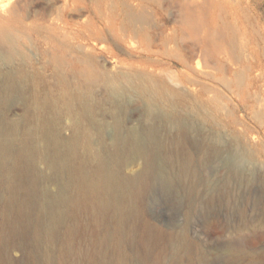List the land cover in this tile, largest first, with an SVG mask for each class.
Returning a JSON list of instances; mask_svg holds the SVG:
<instances>
[{
	"label": "rangeland",
	"instance_id": "obj_1",
	"mask_svg": "<svg viewBox=\"0 0 264 264\" xmlns=\"http://www.w3.org/2000/svg\"><path fill=\"white\" fill-rule=\"evenodd\" d=\"M21 13L27 15L21 30L29 58L24 63L17 56L16 68L32 76L25 87L30 100L60 97L58 66L71 84L84 86L90 72L98 81L110 74L125 81L123 72L145 67L186 95L172 97L173 111L165 101L156 112H174L189 127L178 136L175 124L157 123L158 133L149 138L157 121L143 114V99L124 93L121 103L132 117L125 130L136 127L151 150L162 140L172 160L155 154L138 214L123 226L120 244L97 243L103 230L83 212L72 254L44 259L46 244L28 245L12 248L8 264H121L123 258V264H264V226L252 225L264 220V0H6L0 22ZM140 15L144 20H134ZM198 62L212 64L203 69L213 75L203 78L214 103L209 111L200 107L199 86L184 83L199 79ZM102 88L95 83L89 100L109 120L112 103ZM20 97L6 108L11 118L23 113ZM58 128L69 135L65 114ZM113 130L105 129L108 142ZM185 152L190 165L182 169ZM135 161L126 173L144 169L142 158Z\"/></svg>",
	"mask_w": 264,
	"mask_h": 264
},
{
	"label": "bare ground",
	"instance_id": "obj_2",
	"mask_svg": "<svg viewBox=\"0 0 264 264\" xmlns=\"http://www.w3.org/2000/svg\"><path fill=\"white\" fill-rule=\"evenodd\" d=\"M5 1L0 0V7ZM26 18L27 15L21 13L0 22V219L3 221L0 226V264H8L12 248L24 251L28 245L46 244L44 259L54 253L57 257L60 252L61 256L72 254L75 251L73 237L83 212L91 216L96 228L103 230L97 243L120 244L119 233L123 226L138 214L137 204L148 184L146 169L153 163L155 154L162 152L167 161L172 160V154L163 152L162 140L157 141L155 150H151L143 144L144 137L136 127L125 130L132 117L128 115L126 105L121 103L124 93L131 92L143 99V114L157 121L149 128V138L158 133L157 125L161 123L175 124L178 136L186 132L188 126L185 120H176L174 112L159 114L155 110L160 102L167 101L173 111L177 107L174 99L186 97L183 89L173 88L165 80L157 79L145 67L123 72L125 81L114 74L98 81L90 72L87 87L71 84L69 75L58 66L60 97L47 94L30 100L25 87L32 76L16 68L17 56L24 63L29 58L21 30L26 25ZM134 20H144V16ZM184 64L189 73L195 74L189 62ZM211 66L208 62L205 65L198 62L196 74L199 79L184 81L199 86L200 107L208 111L214 103L204 80L213 75L204 70ZM134 78L140 81H133ZM92 82L101 84L107 100L112 103L109 120L98 115L89 100L94 93ZM17 93L22 96L19 100L23 113L11 118L10 109L6 108ZM59 102L63 105L59 106ZM62 114L70 122L67 136L58 128ZM209 114L207 112L205 117ZM108 125L114 127L110 142L105 140L104 134ZM251 154L247 148V155ZM189 156L183 159L182 169L189 167ZM138 158L143 159L144 169L135 174L126 173L124 167L129 168ZM66 225H69V232L63 235L62 229ZM252 225L264 226V220L255 219ZM119 263L123 264L124 258Z\"/></svg>",
	"mask_w": 264,
	"mask_h": 264
}]
</instances>
